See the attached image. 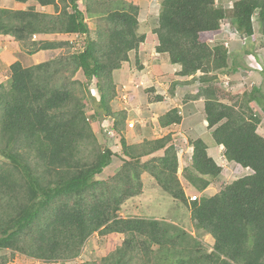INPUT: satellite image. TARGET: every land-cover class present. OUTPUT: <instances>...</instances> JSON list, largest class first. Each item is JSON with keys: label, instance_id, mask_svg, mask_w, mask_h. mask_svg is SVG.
Returning a JSON list of instances; mask_svg holds the SVG:
<instances>
[{"label": "trees", "instance_id": "trees-1", "mask_svg": "<svg viewBox=\"0 0 264 264\" xmlns=\"http://www.w3.org/2000/svg\"><path fill=\"white\" fill-rule=\"evenodd\" d=\"M14 1L35 5L0 8V36L21 44L28 55L72 45L68 40H37L38 35H78L84 37V46L31 67L17 61L9 67L8 84L0 85V253L67 263L80 257L95 233L122 234V246L103 260L105 264H148L155 246L159 264H264V135L259 130L262 116L253 106L264 113V97L257 87L235 95L217 86L218 74L235 70L225 41L209 44L224 34V20L252 42L258 41L257 17L264 47V0H238L229 10L217 0H162L154 30L156 53L181 67L179 77L202 74L203 86L195 98L205 99L212 142L224 147L229 162L252 170L216 195L206 196L203 193L223 169L209 156L204 138L188 132L193 153L185 178L202 194L195 201L187 197L178 178L179 150L170 134L140 145H128L121 135L125 157L119 155L121 168L107 180L97 178L116 154L100 148L80 95L88 84L75 77L82 72L89 83L96 80L95 116L114 119L112 129L121 134L127 113L112 109L118 97L115 72L130 64L133 54L137 69L144 70L140 48L149 36L140 34V7L132 0H85L84 10L78 0ZM89 19L96 20L94 30ZM177 85L174 82L171 95ZM182 119L179 109L173 108L159 117V124L168 128ZM144 173L174 204L190 210L199 234L213 237L211 252H201L199 237L182 228L171 233L156 219L121 217L126 202L142 194ZM6 263V256H1L0 264Z\"/></svg>", "mask_w": 264, "mask_h": 264}, {"label": "rangeland", "instance_id": "rangeland-1", "mask_svg": "<svg viewBox=\"0 0 264 264\" xmlns=\"http://www.w3.org/2000/svg\"><path fill=\"white\" fill-rule=\"evenodd\" d=\"M105 1H109V0H105ZM123 1L128 2L129 0H123ZM132 1L140 7V16H139L140 32H141L140 34L145 33L147 36H149V40L145 45V48L143 49L142 53L146 58V62L149 63V66L150 67L154 66L156 68L157 65L155 62L156 58L162 59V61L163 60L166 61V57H167L166 55H162L161 57H158L157 55L156 57L155 55L156 45L154 47V42L156 43L154 30L158 27L162 0H132ZM236 1L238 0H217V4L229 10L230 8H232V5ZM84 3L85 0H78V5L81 10H84ZM20 5L21 3H18L14 0H0V7H4V8L14 7L15 9H18L20 8ZM37 9L40 11L46 10L44 8H39V7ZM47 11L49 12L48 9ZM54 11H55L54 8L50 9L51 13H54ZM254 22H255L254 23L255 31L259 35V42H260L261 40L259 34L260 23L257 20V17L255 18ZM88 23L90 28L94 30L96 26L95 24L96 20L89 19ZM220 37L222 38L221 40L226 41L228 43L229 49H232V43L234 42V44L236 43L237 46L235 49L236 51L242 53L244 51L255 53V56L245 55L246 64L243 62L242 64H244L246 68H241L240 70L241 73L237 74L234 77V79L231 78L232 80L236 79L235 81H233L234 87L236 88V84H239V82L244 81L243 85H246V88H244L241 85L243 88H241L240 91H243L244 89H248L252 85L261 86L263 89L264 78L261 75L262 73L260 72L264 71V50L260 49L259 43L256 42L254 44L248 37L247 39L240 40L232 33H229V30H227L225 34L221 35ZM220 37L215 36L210 41L209 44L211 46H214L215 44L220 42L219 41ZM52 38H54V36ZM55 38L57 40V35ZM59 40H68L72 42V45L70 48L67 49L45 51L44 54L40 55V57H35L32 55H28L26 50H24L21 46L19 47V51H18L17 49L18 44L12 41L11 39V44H13L12 47L14 49L13 53L15 55V62L19 61L24 67H31L52 59L60 58L63 54L66 53L79 52L82 50L84 46V37L74 38L73 36L62 35ZM257 55L260 58V62L257 59L258 58ZM134 57L135 55L133 54L131 63L126 64L125 67L122 70H120V72L119 71L115 72L118 97L115 101H113L112 109L114 110V112L124 111L127 113L126 120L124 122V125L122 126L123 131L121 134H116L112 129V124L114 122V119L111 118L98 119L95 116V112L98 111V103H99V99H98L99 95L96 89V80H93L92 82L89 83L84 77L82 72H79L75 77V79L78 80L79 82L83 84H88V86H86L84 89V93L80 95L85 98L84 103L86 105V113L90 119L92 129L97 136L100 148L101 149L109 148L116 154L113 158L112 165L107 170H105L104 174L97 177L100 180H107L108 178L114 176L123 164V161L119 158L120 154H121L120 157L125 158L122 153L123 151L121 146L122 145L121 135L124 136L128 145H140L143 143V140L144 141L153 140V139L145 138L146 135L148 137L152 136L153 138L156 137L155 134L157 135L163 134L161 133L160 129H158V125L156 123L157 122L156 117L153 114H159L160 110L158 109L164 107L165 103L162 101V103L159 104V102L156 100L157 96H161V95H155L156 89L154 86L152 87L151 83L147 82V86H151V87H147L145 89L143 83V81L145 82V80L143 79V77L137 76L141 72L137 69V67L139 66L135 64L136 62ZM10 63L11 61L9 62V64ZM249 67L252 70H254L253 71L254 74L251 73L252 78L245 79L243 76L244 75L243 71H245ZM0 71H1L0 85L8 84V78H10L9 68L2 69V67H0ZM154 74H158V71L155 70ZM174 80L175 78L166 81L164 83V86L162 87V90L165 91L162 96L165 98L164 101H166V98L173 97V95H171L172 94L171 91L173 88ZM240 84H239V88L241 87ZM196 88L197 87L194 88L195 92H197ZM150 89L154 91L150 92L151 91ZM229 89L232 90V85L229 86ZM184 90L185 89L183 88L178 90L179 91L178 109L180 111L185 110V112H188L187 107L184 106L188 104L189 99L186 96L187 94L186 91ZM175 92H177L176 89ZM168 107L169 104L167 103L165 108ZM255 110L257 114L263 117L262 110L259 106L256 105ZM143 117H145L147 121L144 122L146 124L144 123L142 124L147 126L142 127L140 122L143 119ZM201 124H204V122L200 121L194 123L193 125L192 124L189 125V128L188 127L185 128H187V130L189 129L190 132H194L190 128H194L197 130L199 129V127H201ZM156 126L157 128L155 129ZM141 130H145V132H140ZM210 132L212 131L210 130ZM196 136L204 138L203 140L209 144L212 142V136L211 137L209 136V131H205V130L201 131L199 133H196ZM181 137L182 140L181 139L178 140L177 137L175 144L178 146H184V149L187 151V148L190 147V145L188 144V133L185 134V136H181ZM161 154L162 153L159 152L156 154V156H159ZM187 154L188 156H190L191 152L190 153L188 152ZM0 159H2L1 156ZM144 160L147 159L145 158ZM219 166L222 167L223 169L222 174L219 178L213 180L212 186L206 191L205 194L206 196H214L217 193H219L226 185L250 174V171L234 163H227L226 161H223L220 162ZM188 173L190 172H186L185 170L181 174V172L179 173L178 170V178L180 177L183 183L185 184H186L185 176L188 175ZM142 181H143L142 194L126 202V204L123 206L122 211L120 212L121 217L156 219L161 221L162 224L168 225L170 227L171 233H174L175 231H177V229L182 228L187 232V235H190L191 237H199V240L201 241L200 242L201 252L203 253L211 252L213 250L215 240L209 234H203V233L199 234V232L195 228L194 222L191 219L190 210L186 207H182L180 205L174 204L171 201L170 197L157 187V183L151 175L144 173L142 175ZM188 194H189L188 198H190V200L193 195L198 196L199 198L201 197L197 194H192L189 192ZM124 239L125 236L122 234H114V235H109L107 237H101L97 233H95L93 236H91L88 239L80 254V257L77 260L73 262H67V263L62 262L55 264H82L84 262H95L98 264H105L103 260L109 254H111V252H114L116 248L121 247ZM158 255H159V248L155 246L153 248V253L150 255L149 258L150 262L148 264H159V262L157 261ZM1 256H6L7 258L6 264H47L41 261L29 259L19 254H15L14 256H12L9 251L0 253V257ZM140 257L143 256L140 255ZM137 264H144V262L139 261L137 262Z\"/></svg>", "mask_w": 264, "mask_h": 264}, {"label": "crops", "instance_id": "crops-1", "mask_svg": "<svg viewBox=\"0 0 264 264\" xmlns=\"http://www.w3.org/2000/svg\"><path fill=\"white\" fill-rule=\"evenodd\" d=\"M33 5H35V3L30 1L28 3L21 4L20 8H18V9H15L14 7L5 8V9L21 10V9H26V8H28L30 6H33ZM38 7L41 8L40 6L36 5V8H38ZM0 8H4V7H0ZM53 36H54V38H52ZM61 36L62 35H57V40H59ZM64 36H73L74 38H78L79 37L78 35H64ZM220 36L221 35H219V37ZM49 37H51V38H49ZM55 37H56V35H38L36 37V39L37 40L50 39L49 41H53V40H56ZM221 39L222 38L220 37V40H219L220 42H218V43H222L223 42V40H221ZM12 41H14V40L12 39ZM14 42H16V41H14ZM147 42L148 41H146V43L143 44L141 46V48H140V56H141V59H142L141 61H142V66L144 67V70L139 75H137L138 77H143V79L145 80V82L143 81L145 89L147 87H151V86H147V82H149V83H151L152 87L154 86L155 89H156L155 95L163 96V93L165 91L162 90V87L164 86V83L166 81H168L170 79L172 80L173 78H175L174 82L175 81H179L180 83H179V85L176 86L177 92H175V95H173L172 98H166V101H163L165 103V106L168 103L169 107L168 108H165V106L161 107V108L158 109V110H160L159 114H153L156 117V121H157L156 123L158 125V129H160L161 133H163V134L162 135L155 134L156 137H153V138H152V136L148 137L146 135L145 138L157 140V139H161L164 136H167V135L170 134V135H172L173 142L175 144V142L177 140V137H178V140L179 139L182 140L181 136H185V134L190 132V130L189 129L187 130V128H185V127L189 128V125H191V124L193 125L194 123H197V122H200V121H203L204 124H201V127H199V129H197V130L194 129V128H190V129L193 130L195 133H199V132L204 131V130L205 131H209V136L211 137V132L208 129V122L206 121L205 111H204L205 100H204L203 97L195 98V95L198 94L199 90H201V88L203 86L202 83L200 82V79H199L200 74H198L196 77H179V76H177L178 72L181 70V67L178 66V65L170 64L167 57H166V61L165 60L162 61V59H159V58L157 59L156 58V61H155L156 64H157L156 68L154 66L150 67L149 63L146 62V58L144 57V55L142 53V51L145 48V45L147 44ZM256 42L259 43L260 49L264 50V47L261 46L262 39L260 40V42H259V39ZM256 42H253V43L255 44ZM16 43L18 44V46H17L18 51H19V47L20 46L23 48V46L21 44H19L18 42H16ZM155 45H156V43L154 42V47H155ZM12 46H13V44H11V38L0 36V67H2V69H5V68L7 69L12 64L15 63V55L13 53L14 49H13ZM236 47H237L236 43L234 44V42H233L232 43V49H228V54H229V59H230V66L235 71L227 73V74L220 73V74H218L219 79H221L223 81H229L230 85H232V90L231 89H229V90H231L232 93L235 94V95H242L243 91H249L253 87H257V88L261 89L262 95L264 97V88L262 89L261 86L252 85L250 88L244 89L243 91H240L241 88H243V87L246 88V85H243L244 81H241V82H239V84L241 83L240 86L242 85L243 87L241 86L239 88V84H236V88L234 87V82L233 81H235L236 79L235 80H232V79H234V77L237 74L241 73V71H240L241 68H246V66L244 64H242V62L246 64L245 55H247V56L248 55H254L255 56V53H253V52L252 53L245 52V51L243 53L242 52H238V51L235 50ZM44 52L45 51H40L39 53H36V54H34L32 56L40 57V55L44 54ZM155 55H156V57H157V55H158V57L162 56V55L157 54L156 51H155ZM257 57H258V55H257ZM257 59L260 62V58L258 57ZM10 61H11V63L9 64ZM157 61H159V62H157ZM126 64H129V63H124L123 66H122V69L125 67ZM155 70L158 71V74H154ZM253 71L254 70H252L250 67L248 69H246L245 71H243L244 78L245 79L246 78H252L251 73L254 74ZM119 72H120V70H119ZM260 73H262L261 75L264 78V71L260 72ZM236 83H237V81H236ZM195 87H197L196 88L197 92H195V90H194ZM181 88L185 89L184 91H186V93L188 94V95L186 94V96L188 97L189 101H188V104L184 106V107H187L188 112H185V110H182V111L179 110L180 111V115L183 117L181 124L172 125V126H170L168 128H161L160 124H159V117L164 115L165 113H167L168 111H170L173 108H179V105H178V101H179L178 93H179V91L178 90L181 89ZM160 103H162V102H159V104ZM256 105L257 104H253L254 107ZM146 121H147L146 118L143 117V119L140 122L142 127L143 126H147V125H143L142 124V123H144ZM144 124H146V123H144ZM156 128H157V126L155 127V129ZM259 130L264 135V113H263L262 122L260 124ZM140 132H145V130H141ZM177 135H180V136H177ZM143 142H144V140H143ZM206 144L208 146V154H209V156L212 157L216 161V163L218 165H220V162H223V161H226L227 163H230V162L227 161V159L224 156V147L223 146H221V145L217 146L213 142H211L210 144L209 143H206ZM176 147L179 150V154H178V162H179V166H180L179 167V173L181 172V174H182L185 169H188V170L191 169L190 165H191V158H192L193 148L188 147L187 151H186L184 149V146L176 145ZM188 152L189 153L191 152L190 156H188V154H187ZM184 165H185V167H184ZM145 174H147V173H145ZM180 180H181V178H180ZM185 181H186V184H188V185L183 183L182 180H181V183H182V185H183V187L185 189V192H186L187 196L189 195L188 192L192 193V194L201 195L200 192L195 187H193L187 179H185ZM211 186H212V184L209 186V188ZM206 191L203 194H206Z\"/></svg>", "mask_w": 264, "mask_h": 264}, {"label": "clouds", "instance_id": "clouds-1", "mask_svg": "<svg viewBox=\"0 0 264 264\" xmlns=\"http://www.w3.org/2000/svg\"><path fill=\"white\" fill-rule=\"evenodd\" d=\"M231 29H233V30H236L235 28H231ZM237 31V30H236ZM237 33H238V36H236V37H238L240 40H242L241 38L243 37H245V39H247V37L248 36H245V35H242V34H240L238 31H237ZM224 34H225V32H224ZM235 37V38H236ZM225 46H226V41H225ZM226 48L227 49H229L227 46H226ZM198 74H200V77L202 76V74L201 73H198ZM197 74V75H198ZM196 75V76H197ZM195 76V77H196ZM200 77H199V79H200ZM176 82V81H175ZM179 82V81H178ZM229 82V81H228ZM180 83V82H179ZM217 86H219V87H221V88H226V89H228L229 88V86H230V82H229V85L227 86V85H225V81H223V80H221V79H219V77L217 76V81H216V83H215ZM203 85V84H202ZM225 89V90H226ZM200 91V90H199ZM199 93V92H198ZM196 96V95H195ZM204 98V97H203ZM165 100V99H164ZM163 100V101H164ZM205 100V99H204ZM205 104V103H204ZM206 117V116H205ZM114 123V122H113ZM112 126H113V124H112ZM222 146V145H221ZM192 148V147H191ZM192 153H193V151H192ZM228 161V160H227ZM229 162V161H228ZM230 163H232V162H230ZM234 163V162H233ZM236 164V163H235ZM238 165V164H237ZM240 166V165H239ZM243 168V167H242ZM179 170V169H178ZM248 171H250V173H252V170L251 169H247ZM191 184V183H190ZM192 185V184H191ZM193 186V185H192ZM194 187V186H193ZM209 188V187H208ZM206 191V190H205ZM201 194V193H200ZM202 195V194H201ZM201 195H199V196H201ZM195 195H193L192 197H191V201H195V200H197L199 197L198 196H195L196 197V199H194V200H192V198L194 197ZM188 197V196H187Z\"/></svg>", "mask_w": 264, "mask_h": 264}, {"label": "built area", "instance_id": "built-area-1", "mask_svg": "<svg viewBox=\"0 0 264 264\" xmlns=\"http://www.w3.org/2000/svg\"><path fill=\"white\" fill-rule=\"evenodd\" d=\"M79 2H82V1H79ZM222 29H223V32H226L227 30H229V33H232L234 36H238L237 31L236 30H233V29H231L229 27V24H228V21L227 20H224L222 22ZM241 39L243 40V39H245V37L244 38L242 37ZM226 46L228 47V43L227 42H226ZM225 85L228 86L229 85V82L228 81H225ZM194 199H196L195 196L192 198V200H194Z\"/></svg>", "mask_w": 264, "mask_h": 264}]
</instances>
